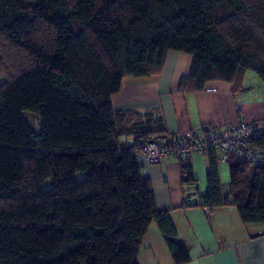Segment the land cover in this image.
I'll return each mask as SVG.
<instances>
[{
    "label": "trees",
    "instance_id": "obj_1",
    "mask_svg": "<svg viewBox=\"0 0 264 264\" xmlns=\"http://www.w3.org/2000/svg\"><path fill=\"white\" fill-rule=\"evenodd\" d=\"M169 50L192 57L182 93L238 90L246 70L264 83V0H0V264H139L152 223L174 264L190 260L142 173L141 144L173 135L111 100L125 76L160 74ZM253 145L264 150V134ZM206 155V190L183 205L264 224V166L228 156L225 192L220 153Z\"/></svg>",
    "mask_w": 264,
    "mask_h": 264
},
{
    "label": "crops",
    "instance_id": "obj_2",
    "mask_svg": "<svg viewBox=\"0 0 264 264\" xmlns=\"http://www.w3.org/2000/svg\"><path fill=\"white\" fill-rule=\"evenodd\" d=\"M191 60L188 53L169 50L160 74L125 76L112 96L113 107L160 115L171 135L224 127L241 120L264 121V83L259 77L249 79L247 71L238 90L228 82L209 81L201 91L180 92V81L187 75ZM193 154L182 162L190 164L193 171L197 165L206 168V153ZM179 162L170 156L157 163L143 161L142 173L151 182L156 207L170 210L178 239L188 249L190 260L183 264H264V224H244L230 206L211 211L184 206L186 191L180 183ZM137 261L174 264L154 223L142 239Z\"/></svg>",
    "mask_w": 264,
    "mask_h": 264
},
{
    "label": "built area",
    "instance_id": "obj_3",
    "mask_svg": "<svg viewBox=\"0 0 264 264\" xmlns=\"http://www.w3.org/2000/svg\"><path fill=\"white\" fill-rule=\"evenodd\" d=\"M262 134L264 121L241 120L206 131L190 129L169 139L145 141L141 144V157L143 161L157 163L168 156L181 160L193 152L215 150L223 161L232 155L250 166H264V150L253 145V141Z\"/></svg>",
    "mask_w": 264,
    "mask_h": 264
},
{
    "label": "rangeland",
    "instance_id": "obj_4",
    "mask_svg": "<svg viewBox=\"0 0 264 264\" xmlns=\"http://www.w3.org/2000/svg\"><path fill=\"white\" fill-rule=\"evenodd\" d=\"M246 71H247V73H249L248 75H251V76H249V79H252V78L258 79V76L253 71H251V70H246ZM22 116L25 119V121L27 122V124L32 128L33 131L37 132L39 130L38 119L34 113L29 112V111H23ZM193 153H195V154H193ZM193 153H192L193 155H197L196 153H199L201 156H203V153H200V152H193ZM206 170H207V167L205 168V165H202V166L197 165L196 171H193L194 176L197 180V192L193 196V198H195V199H198L199 196L204 194V192L206 190V177H205L206 176ZM218 171H219L220 181L223 185V189L225 192H227L228 186H229L228 163L226 161L219 159ZM81 175H82L81 173H77L76 177L80 178ZM230 209H233L232 211L236 212V208L234 206H230Z\"/></svg>",
    "mask_w": 264,
    "mask_h": 264
},
{
    "label": "water",
    "instance_id": "obj_5",
    "mask_svg": "<svg viewBox=\"0 0 264 264\" xmlns=\"http://www.w3.org/2000/svg\"><path fill=\"white\" fill-rule=\"evenodd\" d=\"M191 188H193V187H191V186H186L185 187V191H186V198H189V197H191L192 195H194V190H191Z\"/></svg>",
    "mask_w": 264,
    "mask_h": 264
}]
</instances>
